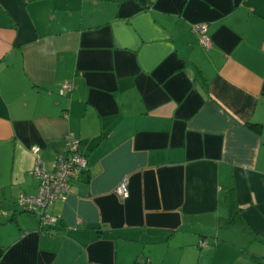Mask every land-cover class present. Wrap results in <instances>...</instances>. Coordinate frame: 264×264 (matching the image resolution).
Masks as SVG:
<instances>
[{"label":"crops","instance_id":"crops-1","mask_svg":"<svg viewBox=\"0 0 264 264\" xmlns=\"http://www.w3.org/2000/svg\"><path fill=\"white\" fill-rule=\"evenodd\" d=\"M149 1L0 0V264H264V0ZM67 137L44 226L17 200Z\"/></svg>","mask_w":264,"mask_h":264},{"label":"built area","instance_id":"built-area-1","mask_svg":"<svg viewBox=\"0 0 264 264\" xmlns=\"http://www.w3.org/2000/svg\"><path fill=\"white\" fill-rule=\"evenodd\" d=\"M192 31L198 36L199 42L204 49L211 47V39L208 35V25L205 23L196 24ZM71 86L65 84L61 90H70ZM79 141L70 137L66 138L67 152L58 154L55 162L50 167L40 161L39 148L33 146L31 152L36 157L35 165L29 171V175L38 181L37 192L35 194H21L17 200L19 209L33 213L39 218L44 226H52L57 222L56 216L50 214L48 209L56 201H65L71 193V183L80 171L86 169V161L79 151ZM114 193L120 199H127L129 196L128 183L126 179L120 181L115 187ZM200 248L209 246L203 239L199 242Z\"/></svg>","mask_w":264,"mask_h":264},{"label":"trees","instance_id":"trees-1","mask_svg":"<svg viewBox=\"0 0 264 264\" xmlns=\"http://www.w3.org/2000/svg\"><path fill=\"white\" fill-rule=\"evenodd\" d=\"M27 1H35V0H27ZM136 1L139 4L143 5L145 8L150 7V4H151V1H149V0H136ZM245 126L247 128H249L250 130H254V131H258L260 129V124H258V123L247 122V123H245ZM224 203H225L226 209L228 211V217L225 220L220 221L219 226L236 225L237 224V217L240 214V209L236 203L233 191H228L226 193L225 198H224ZM21 211H23V210H21ZM23 212H26V211H23ZM26 213L35 216L39 221V218L36 215H34L33 213H29V212H26ZM241 254H243L246 258H248L250 261H252L255 264H263V258L254 254V253L242 251Z\"/></svg>","mask_w":264,"mask_h":264}]
</instances>
